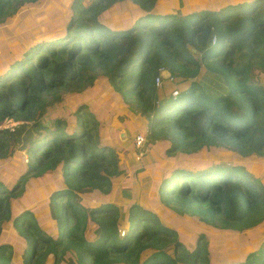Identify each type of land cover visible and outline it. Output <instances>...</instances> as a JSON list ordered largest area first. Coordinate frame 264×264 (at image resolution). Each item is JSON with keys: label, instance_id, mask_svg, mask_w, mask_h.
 Segmentation results:
<instances>
[{"label": "trees", "instance_id": "1", "mask_svg": "<svg viewBox=\"0 0 264 264\" xmlns=\"http://www.w3.org/2000/svg\"><path fill=\"white\" fill-rule=\"evenodd\" d=\"M160 1L72 0L54 34L28 23L37 0H0V123L21 121L0 129V159L13 148L27 154L13 180L0 179V264H219L202 234L186 246L138 203L121 230L111 197L122 159L87 95L100 77L120 112L145 118L146 140L165 145L171 161L155 182L163 208L183 215L195 206L227 231L264 222V177L246 164L256 161L257 170L264 158V0L191 9L173 0L164 13ZM117 10L132 12L129 26L106 19ZM160 68L171 75L157 87ZM200 72L220 79L219 91ZM65 94L77 98L60 106ZM219 149L230 152L229 165L189 170L176 161ZM47 175L56 180L45 202L51 225L29 208L13 212L12 200ZM224 264H264V229L253 249Z\"/></svg>", "mask_w": 264, "mask_h": 264}, {"label": "rangeland", "instance_id": "2", "mask_svg": "<svg viewBox=\"0 0 264 264\" xmlns=\"http://www.w3.org/2000/svg\"><path fill=\"white\" fill-rule=\"evenodd\" d=\"M37 4H31L28 23L40 30L42 26H48V31L54 34L64 29V20L71 15L70 3L72 0H37ZM181 6L194 8L197 5H206L218 3L219 0H177ZM240 1V0H233ZM90 0H81V5L85 6ZM173 4V0H161L159 3L160 12H167L165 7ZM121 11V10H117ZM181 11V7H177L175 12ZM109 15V16H108ZM106 16L108 21L117 20L119 17L123 22V26L130 25L132 20V12L130 10L121 12H112ZM14 23V20L11 21ZM11 31H15V25L11 27ZM195 53V52H194ZM203 85L218 90V84L221 80L213 75L205 72L196 77ZM181 89V87H179ZM87 95L92 100L91 103L96 106V110L101 112L103 122L106 124L105 135L118 147V152L122 159V170L119 176L112 178L113 195L111 201L119 207L121 213L120 228L127 227V212L131 202L138 203L146 208H151L159 219L169 228L178 232L179 239L186 246L194 245L196 239L202 234V240L207 243L210 259L219 264L228 261L240 260L243 252L251 250L255 247V238L263 233L264 222L249 230L242 232L227 231L218 227L221 224L219 219H212L208 214L201 215L195 212V206L192 212L180 215L173 210L163 208L158 201L155 190V182L160 180L161 168L165 166L171 159L165 155V145L155 144L146 141L142 155L132 148L133 137L137 132H146V120L140 114L132 115L120 112V104L115 101L114 97L107 93V83L101 77L92 87L88 88ZM75 94H65L62 98L61 105L74 103ZM64 99V100H63ZM69 101V102H67ZM67 103V104H66ZM21 121L6 119L0 123L1 128L15 129ZM102 122V121H101ZM212 154L218 155L214 157ZM230 154L227 150L219 149L214 153L201 152L198 155H192L186 160L177 158L176 161L181 163L185 169L194 170L195 168L204 167L207 163L215 160L218 164L229 165L232 161L228 159ZM223 156V158H220ZM26 151L23 148H13L7 159H0V179L6 178L8 181L19 170V162L21 159L26 162ZM247 167L251 168L254 175L264 177V158L259 161V167L256 170V161H247ZM56 180H51L47 176L40 177L38 181L30 182L29 186L23 194L15 200H12V210L17 212L24 208L33 210L35 216L46 225H51L47 220L46 197L50 190L54 189ZM127 194V195H125ZM154 195L153 199L152 196ZM110 201V200H109ZM155 201V202H154ZM203 217L204 219H202ZM213 223H216L215 226ZM10 229L11 226L7 225ZM172 254V249L167 251ZM151 253L146 251L142 258ZM15 259L19 260V256L15 255Z\"/></svg>", "mask_w": 264, "mask_h": 264}, {"label": "built area", "instance_id": "3", "mask_svg": "<svg viewBox=\"0 0 264 264\" xmlns=\"http://www.w3.org/2000/svg\"><path fill=\"white\" fill-rule=\"evenodd\" d=\"M163 68H160L159 69V72L162 70ZM161 81H162V77L160 75H158L156 78H155V84L157 87H160L161 85ZM173 94L176 95L178 94V91L177 90H174L173 91ZM147 131V130H145ZM146 132H137L134 137H133V141H132V148L134 149L135 152L138 153V156H141L142 155V151H143V147L146 143Z\"/></svg>", "mask_w": 264, "mask_h": 264}, {"label": "water", "instance_id": "4", "mask_svg": "<svg viewBox=\"0 0 264 264\" xmlns=\"http://www.w3.org/2000/svg\"><path fill=\"white\" fill-rule=\"evenodd\" d=\"M193 52H195V50L194 49H191ZM159 75L162 77V79H164V80H167V79H169L170 78V72H169V70L168 69H166V68H163L160 72H159Z\"/></svg>", "mask_w": 264, "mask_h": 264}]
</instances>
